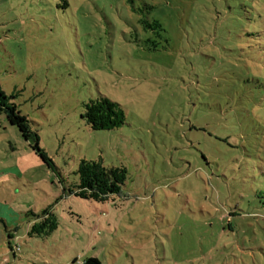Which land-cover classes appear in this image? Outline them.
I'll list each match as a JSON object with an SVG mask.
<instances>
[{
    "label": "rangeland",
    "instance_id": "1",
    "mask_svg": "<svg viewBox=\"0 0 264 264\" xmlns=\"http://www.w3.org/2000/svg\"><path fill=\"white\" fill-rule=\"evenodd\" d=\"M0 87L55 165L0 113V264H264V0H0ZM84 160L122 193L70 195Z\"/></svg>",
    "mask_w": 264,
    "mask_h": 264
},
{
    "label": "trees",
    "instance_id": "2",
    "mask_svg": "<svg viewBox=\"0 0 264 264\" xmlns=\"http://www.w3.org/2000/svg\"><path fill=\"white\" fill-rule=\"evenodd\" d=\"M158 27L161 28L160 25ZM9 100L10 98L0 87V113H4L8 122L19 129L23 139L32 145L43 163L49 169H55L53 160L40 148L39 137L33 132L30 121ZM84 119L95 131L120 129L126 123L123 108L105 97H100L86 105ZM77 175L79 182L68 189L69 194L97 203L108 202L112 197L120 195L127 179V171L124 168L105 167L102 162L87 160L80 163ZM38 218L41 220L32 226L30 236L47 237L57 230L58 223L54 214L45 212ZM82 264H102V262L97 258H91Z\"/></svg>",
    "mask_w": 264,
    "mask_h": 264
}]
</instances>
